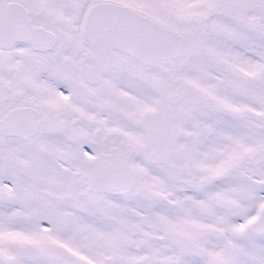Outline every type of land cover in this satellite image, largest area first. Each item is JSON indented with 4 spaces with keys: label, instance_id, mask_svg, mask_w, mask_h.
Wrapping results in <instances>:
<instances>
[{
    "label": "snow or ice",
    "instance_id": "obj_1",
    "mask_svg": "<svg viewBox=\"0 0 264 264\" xmlns=\"http://www.w3.org/2000/svg\"><path fill=\"white\" fill-rule=\"evenodd\" d=\"M0 264H264V0H0Z\"/></svg>",
    "mask_w": 264,
    "mask_h": 264
}]
</instances>
